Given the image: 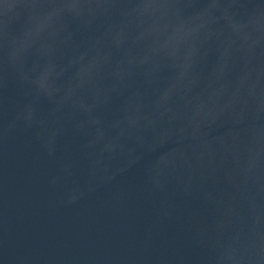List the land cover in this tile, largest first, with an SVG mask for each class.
I'll list each match as a JSON object with an SVG mask.
<instances>
[{
  "label": "water",
  "instance_id": "95a60500",
  "mask_svg": "<svg viewBox=\"0 0 264 264\" xmlns=\"http://www.w3.org/2000/svg\"><path fill=\"white\" fill-rule=\"evenodd\" d=\"M0 264H264V0H0Z\"/></svg>",
  "mask_w": 264,
  "mask_h": 264
}]
</instances>
